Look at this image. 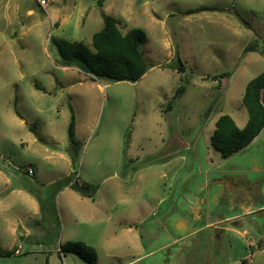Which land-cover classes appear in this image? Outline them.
Returning <instances> with one entry per match:
<instances>
[{
	"label": "rangeland",
	"instance_id": "374dc122",
	"mask_svg": "<svg viewBox=\"0 0 264 264\" xmlns=\"http://www.w3.org/2000/svg\"><path fill=\"white\" fill-rule=\"evenodd\" d=\"M101 10L144 31L140 81L59 65L50 40L90 46ZM263 71L264 0H0V264H63L65 236L97 246L93 264H122L105 252L134 250L121 229L111 239L124 222L143 241L137 264H264V129L227 159L210 142L220 115L245 127V87ZM71 174L95 203L56 193Z\"/></svg>",
	"mask_w": 264,
	"mask_h": 264
},
{
	"label": "trees",
	"instance_id": "16d2710c",
	"mask_svg": "<svg viewBox=\"0 0 264 264\" xmlns=\"http://www.w3.org/2000/svg\"><path fill=\"white\" fill-rule=\"evenodd\" d=\"M100 4V1H99ZM101 6V5H100ZM103 27L93 34L91 45L82 42H69L64 39H51V44L58 53V63L62 67H74L90 76L92 79L106 82H130L136 83L147 73L150 65L143 51L146 35L143 30L133 28L125 33L120 30V21L106 15L101 10ZM183 68V63H182ZM229 73H223L214 77V81L224 80ZM264 71L251 80L245 87L242 103L247 111V123L243 129L238 128L235 121L229 115H220L211 135L212 148L223 159L246 148L264 129ZM185 93V87L180 86L175 91L168 107L180 99ZM71 117L68 125V152L75 168L76 159L80 148V142L75 137V115L71 108ZM57 192L68 187L77 192L81 197L94 199L97 187L82 186L72 174L64 181L55 185ZM32 197L37 199L40 210L43 202L36 196L31 187L24 188ZM62 254H77L83 258H89L91 264L96 261V253L93 248L83 243L67 242L60 246Z\"/></svg>",
	"mask_w": 264,
	"mask_h": 264
},
{
	"label": "crops",
	"instance_id": "0c3cea01",
	"mask_svg": "<svg viewBox=\"0 0 264 264\" xmlns=\"http://www.w3.org/2000/svg\"><path fill=\"white\" fill-rule=\"evenodd\" d=\"M220 84H221V82H220ZM262 100H263V103H264V97H263V95H262ZM64 189L65 190L66 189L68 190L69 188L66 187ZM80 198L86 199V200L90 201V203H95V198L94 199L85 198V197H80ZM112 228H115L114 231L111 234L112 241L117 238L118 230L121 229V230L124 231V235L125 236L127 235L129 237H132V241L134 243L135 248H134V250H131L130 248H127V249L121 250L120 252H115V251H109V252H107L106 251L105 254L108 256V258L109 259H112L114 257V258H119V259H122V258H129L130 259L127 262H124L122 264H137V263H140L143 260V255H142V253H143V241H142V239H140L139 242H138L136 238H134V240H133V237H136V235L133 234L134 227L131 224H129L127 222H124L123 224H121V223L120 224H117V225L113 226ZM131 233L133 234V236L129 235ZM101 235H102V233H101ZM64 239H66L67 242H73V241H75V240H73L72 237H69V236H65ZM132 241H130V242H132ZM91 247H93L95 249V251H97V246H91ZM62 259H63L62 260L63 261L62 262L63 264H64V260H73L72 261L73 264H76L75 259H73L71 257V254H62ZM47 261L48 262H46V263L51 264L50 258H47Z\"/></svg>",
	"mask_w": 264,
	"mask_h": 264
},
{
	"label": "built area",
	"instance_id": "2783aa9c",
	"mask_svg": "<svg viewBox=\"0 0 264 264\" xmlns=\"http://www.w3.org/2000/svg\"><path fill=\"white\" fill-rule=\"evenodd\" d=\"M35 3L40 6L41 8H46L47 5L50 3L51 0H34ZM28 174L32 175L33 171L32 169L27 170Z\"/></svg>",
	"mask_w": 264,
	"mask_h": 264
},
{
	"label": "water",
	"instance_id": "95a60500",
	"mask_svg": "<svg viewBox=\"0 0 264 264\" xmlns=\"http://www.w3.org/2000/svg\"><path fill=\"white\" fill-rule=\"evenodd\" d=\"M18 44H19V46H21L22 44H21V41H18Z\"/></svg>",
	"mask_w": 264,
	"mask_h": 264
}]
</instances>
